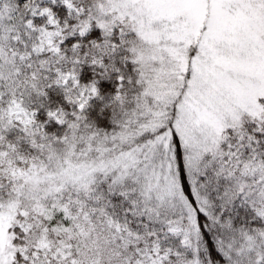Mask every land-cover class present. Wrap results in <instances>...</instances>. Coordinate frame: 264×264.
I'll return each mask as SVG.
<instances>
[{
    "label": "snow or ice",
    "instance_id": "1",
    "mask_svg": "<svg viewBox=\"0 0 264 264\" xmlns=\"http://www.w3.org/2000/svg\"><path fill=\"white\" fill-rule=\"evenodd\" d=\"M0 264H264V0H0Z\"/></svg>",
    "mask_w": 264,
    "mask_h": 264
}]
</instances>
